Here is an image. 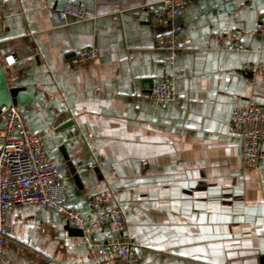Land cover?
Listing matches in <instances>:
<instances>
[{
    "label": "crops",
    "instance_id": "obj_1",
    "mask_svg": "<svg viewBox=\"0 0 264 264\" xmlns=\"http://www.w3.org/2000/svg\"><path fill=\"white\" fill-rule=\"evenodd\" d=\"M163 1L0 0L6 97L28 112L61 167L66 204L86 216L93 238L104 233L87 201L114 190L141 264H264V141L248 167L230 125L235 110L264 106V70L248 69L264 66V0H189L173 58L156 43L168 27L150 20ZM66 2L96 15L62 22ZM232 41L244 48L223 49ZM92 46L97 58L73 63ZM8 53L18 64L3 65ZM166 79L175 98L162 107L151 92ZM67 225L52 209L13 204L7 257L120 264L108 248L89 253Z\"/></svg>",
    "mask_w": 264,
    "mask_h": 264
},
{
    "label": "built area",
    "instance_id": "obj_2",
    "mask_svg": "<svg viewBox=\"0 0 264 264\" xmlns=\"http://www.w3.org/2000/svg\"><path fill=\"white\" fill-rule=\"evenodd\" d=\"M189 0H164L160 9L151 14L150 20L157 25L167 26L166 32L157 36L156 43L170 50L174 57L176 35L181 30L179 21L182 9ZM95 11H88L75 2H66L58 11L62 22L94 17ZM0 12V20L2 19ZM260 32L264 35V26ZM229 51H241L243 43L232 41L222 45ZM100 50L97 46L79 49L72 61L74 64L95 59ZM18 64L14 53L4 56L5 67ZM248 69L261 73L264 66L251 64ZM151 97L159 106H166L175 98L173 80L166 79L154 84ZM3 122L0 127V264H13L6 255L8 242V211L13 204L40 205L61 214L65 222L83 231V239L91 254H102L106 248L115 255L120 264H141L137 251L139 241L124 235L127 218L114 190H108L87 201L88 210L97 212L96 222L102 227L104 238H93L86 229L87 218L79 210L66 204V192L61 167L56 164L43 147V137L30 126L28 112L18 104L1 108ZM231 130L242 143V163L256 167L262 153L264 141V106L250 103L234 111ZM98 264H112L100 260Z\"/></svg>",
    "mask_w": 264,
    "mask_h": 264
},
{
    "label": "water",
    "instance_id": "obj_3",
    "mask_svg": "<svg viewBox=\"0 0 264 264\" xmlns=\"http://www.w3.org/2000/svg\"><path fill=\"white\" fill-rule=\"evenodd\" d=\"M6 88L4 87V84L2 83V73L0 70V114H1V108L5 105H11V104H17V99H13L12 103L9 101V99L6 97ZM67 229L69 232L73 235H83V231L80 228L72 227L70 225H67Z\"/></svg>",
    "mask_w": 264,
    "mask_h": 264
}]
</instances>
